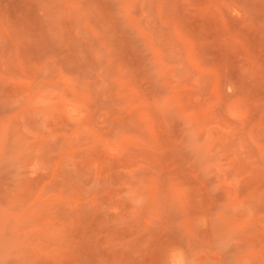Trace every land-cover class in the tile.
I'll return each instance as SVG.
<instances>
[{
  "label": "rangeland",
  "instance_id": "obj_1",
  "mask_svg": "<svg viewBox=\"0 0 264 264\" xmlns=\"http://www.w3.org/2000/svg\"><path fill=\"white\" fill-rule=\"evenodd\" d=\"M0 264H264V0H0Z\"/></svg>",
  "mask_w": 264,
  "mask_h": 264
}]
</instances>
